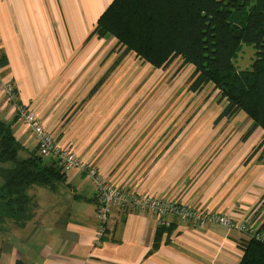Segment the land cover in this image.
Wrapping results in <instances>:
<instances>
[{
    "label": "crops",
    "instance_id": "1",
    "mask_svg": "<svg viewBox=\"0 0 264 264\" xmlns=\"http://www.w3.org/2000/svg\"><path fill=\"white\" fill-rule=\"evenodd\" d=\"M113 1L0 0V61H5L0 67V120L12 124L25 149L21 154L26 158L39 152L38 142L3 94V86L9 83L15 89L16 101L34 110L48 130L59 127L70 112L57 145L73 151L117 186L259 228L264 222V130L257 128L244 139L251 121L246 116L240 118L242 112L217 122L221 109L215 119L210 113L201 123L196 119L192 126L183 125L179 145L169 154V126H157L162 119L156 122L165 115L169 99L161 92L149 93L147 99L155 102L143 106L146 93L136 94L137 83L130 84L128 77L137 71L131 70L136 62L128 65L121 79L122 61L73 114L72 108L87 99L93 84L110 70L105 71L117 41L99 38L93 32ZM142 63L149 70H159ZM126 82L128 90L121 92L120 85ZM132 99L131 106L119 114L121 101ZM120 130L123 135L117 138L114 133ZM143 137L146 142L151 139L138 170L133 166L136 161L127 160L134 154L138 158L143 144L138 142ZM177 162L178 167L182 165L176 166L173 174L169 165ZM187 164L193 166L186 168ZM66 178L54 188H30L28 193L36 206L26 225L0 227V264H16L18 260L26 264L240 262V245L247 240L242 233L221 225L197 227L172 215V233H159L150 211H117L98 240L95 187L78 170L67 172Z\"/></svg>",
    "mask_w": 264,
    "mask_h": 264
},
{
    "label": "trees",
    "instance_id": "2",
    "mask_svg": "<svg viewBox=\"0 0 264 264\" xmlns=\"http://www.w3.org/2000/svg\"><path fill=\"white\" fill-rule=\"evenodd\" d=\"M93 33L113 37L122 53L84 101L131 53L155 69L181 59L194 71L189 90L209 89L222 104L217 122L242 112L251 121L244 139L257 128L264 130V0H114ZM243 44L254 47V59L250 68L239 70L235 61ZM4 65L1 60L0 67ZM23 150L12 124L0 120V227L31 220L36 206L28 193L31 187L54 188L67 180L55 160L39 152L25 158ZM159 228V233L173 231L172 224ZM258 229L264 234V222ZM240 246L239 264H264L263 241L247 239Z\"/></svg>",
    "mask_w": 264,
    "mask_h": 264
},
{
    "label": "built area",
    "instance_id": "3",
    "mask_svg": "<svg viewBox=\"0 0 264 264\" xmlns=\"http://www.w3.org/2000/svg\"><path fill=\"white\" fill-rule=\"evenodd\" d=\"M3 94L6 100L15 107L18 120L24 122L32 131L38 142L39 153L44 158L55 160L66 172L78 170L90 178L96 189L98 201L96 209L98 240L107 232L113 214L117 211L136 213L150 211L154 215L158 227H169L171 225L169 216L172 215L183 221L192 222L197 227L207 228L210 225H221L242 233L249 240L257 239L264 242V235L259 234V229L249 223H235L226 215L209 211L202 212L187 204H180L167 198L143 196L135 190L117 186L113 181L103 176L98 169L83 162L73 151L68 148H60L56 143L55 136L44 127L38 114L28 106L17 104L12 84L3 86Z\"/></svg>",
    "mask_w": 264,
    "mask_h": 264
},
{
    "label": "rangeland",
    "instance_id": "4",
    "mask_svg": "<svg viewBox=\"0 0 264 264\" xmlns=\"http://www.w3.org/2000/svg\"><path fill=\"white\" fill-rule=\"evenodd\" d=\"M254 47L251 45L243 44L242 50L239 53L235 64L239 70H243L246 68H250L253 63V55H254ZM122 53V49L120 46L116 45L113 47L111 56L113 54V59L111 64L106 67L105 71L113 65V63L116 61V59L119 57V55ZM252 54V56H251ZM253 58V59H251ZM125 62L124 69L120 72L119 78L122 79L125 75L126 68L128 65L133 64L136 62L135 68L131 70H137L134 73H131L128 77H130V84L134 85L137 83L138 89L137 93L139 94L141 92H145V97L143 99V106L148 104L149 102H155L152 99H147V95L149 93H158L161 92L168 98L166 103V107L163 110L165 112V115H162L156 122L158 123L157 126H165L164 124H167L169 126V139H168V153L172 154L176 151L177 146L179 145V135L181 134V127L184 125L190 124L191 126L193 123H195L196 119H198L199 123L206 117L207 114L212 113L215 117L220 113L222 109V104L219 105L217 103V100H214V97L212 96L213 91L211 90H205L202 93H193L189 90L192 82H193V70L189 68V66H183V63L181 59H176L172 61V63L165 69H159V70H149L146 68L147 66L142 63V61L138 60L135 56V54L131 53L125 57L123 60ZM150 68V67H149ZM130 70V71H131ZM152 71V73H150ZM105 72V73H106ZM141 72L139 76L137 74ZM132 75L134 78H131ZM137 76V77H136ZM143 83V84H141ZM95 84H93V87H95ZM128 82H126L124 85H120L121 92L128 90ZM130 88V86H129ZM98 91V90H97ZM85 98L81 99L80 102L77 104V106L72 108L73 114H77L79 112V107L82 109L85 106ZM135 101V99H132L130 101H121L119 114H122L125 109L128 106H131V104ZM129 102L130 104L125 106V103ZM208 103V104H206ZM75 108V109H74ZM70 112L63 118V120L60 122L59 127L50 129L52 134L55 136V140L57 139L59 133L64 129L68 122V117L70 118ZM204 114V115H203ZM246 116L244 113H241L240 118ZM122 117V116H121ZM118 118V117H117ZM116 118V119H117ZM249 120V119H248ZM179 124L181 126H179ZM232 124V123H231ZM233 125V124H232ZM117 134V138H121L123 135V130H120L119 132H115L114 135ZM178 136L177 139L175 136ZM187 131L184 134V139L187 140ZM151 138L148 139L146 142L145 137H143L138 144L142 143L141 149L138 151V158L137 156L132 155L130 159L127 160V162H134L136 161L137 165H134L139 170V163L142 159L143 151L146 146V144L150 141ZM23 157V155L21 154ZM83 162L87 163L84 159H82ZM177 165H169L171 168V172L174 174V170ZM142 165V163H141ZM182 165V164H181ZM181 165L178 167L180 168ZM193 165L187 164L185 167H192ZM128 167V165L126 166ZM131 171V169L129 170ZM127 174V173H126ZM186 175V171H184L183 176ZM110 180V179H109ZM114 182V180H111ZM50 191V190H49ZM13 225H16L15 223H11ZM18 230V229H15ZM16 236L15 234H13ZM264 235V234H263Z\"/></svg>",
    "mask_w": 264,
    "mask_h": 264
}]
</instances>
